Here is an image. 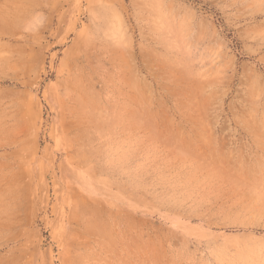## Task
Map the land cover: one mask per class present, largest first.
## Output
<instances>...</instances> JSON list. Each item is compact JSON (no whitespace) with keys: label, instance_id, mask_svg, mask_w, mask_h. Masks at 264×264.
I'll return each mask as SVG.
<instances>
[{"label":"rangeland","instance_id":"rangeland-1","mask_svg":"<svg viewBox=\"0 0 264 264\" xmlns=\"http://www.w3.org/2000/svg\"><path fill=\"white\" fill-rule=\"evenodd\" d=\"M264 0H0V264H264Z\"/></svg>","mask_w":264,"mask_h":264},{"label":"snow or ice","instance_id":"snow-or-ice-1","mask_svg":"<svg viewBox=\"0 0 264 264\" xmlns=\"http://www.w3.org/2000/svg\"><path fill=\"white\" fill-rule=\"evenodd\" d=\"M261 47L264 48V40H262V42H261ZM261 223H264V217H262Z\"/></svg>","mask_w":264,"mask_h":264}]
</instances>
